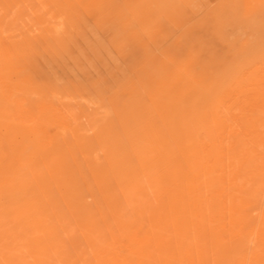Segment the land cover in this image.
Masks as SVG:
<instances>
[{
	"label": "rangeland",
	"instance_id": "rangeland-1",
	"mask_svg": "<svg viewBox=\"0 0 264 264\" xmlns=\"http://www.w3.org/2000/svg\"><path fill=\"white\" fill-rule=\"evenodd\" d=\"M254 5L0 0V264H264V142L219 84Z\"/></svg>",
	"mask_w": 264,
	"mask_h": 264
},
{
	"label": "bare ground",
	"instance_id": "bare-ground-1",
	"mask_svg": "<svg viewBox=\"0 0 264 264\" xmlns=\"http://www.w3.org/2000/svg\"><path fill=\"white\" fill-rule=\"evenodd\" d=\"M251 2L256 7V11H264V0H251ZM180 3V2H179ZM131 5V4H130ZM241 14V12H239ZM264 14V13H263ZM235 20V19H234ZM246 27L249 30L248 36L246 38L242 39L241 42V50H243L245 53L242 54L241 60L238 62V64L235 66V70H227L223 73V75L219 76L220 79V85L224 86L226 88L225 94L220 99L222 103H224V119L223 121L226 122L227 126L233 129L234 132H237L240 134L243 129L242 124V118L245 117L248 119V122L253 126L252 131L255 132V134L258 136L259 142H264V132H260L258 130L257 124H256V118L253 116V113H249L246 110V107L249 105V103L255 102L257 106L263 107L264 106V18L259 17L258 15H250L246 19ZM208 28V27H207ZM17 38V37H16ZM116 44V43H115ZM232 50V49H231ZM236 58V57H235ZM239 60V59H238ZM159 61V60H158ZM162 61V60H161ZM229 62V61H228ZM227 62V63H228ZM161 64V63H160ZM168 86V85H167ZM147 87V86H146ZM185 91V90H184ZM254 91L256 95L250 96L249 92ZM162 92V91H161ZM181 95V94H180ZM180 100V99H179ZM162 101V100H161ZM173 101V100H172ZM158 102V100H157ZM164 101H162L163 103ZM236 102H241L240 108L241 111L234 112L232 111L233 105ZM161 103V104H162ZM163 105V104H162ZM169 106V104H168ZM171 107V105H170ZM169 107V108H170ZM173 110V109H172ZM178 114V113H177ZM185 115V114H184ZM255 118V119H254ZM134 121V120H133ZM256 124V125H255ZM74 127V126H73ZM79 127V126H78ZM242 128V129H241ZM65 131V130H64ZM69 132V131H68ZM247 132V131H246ZM67 132L63 133L66 134ZM121 133V131H120ZM125 133V132H124ZM248 133V132H247ZM62 134V135H63ZM69 134V133H68ZM122 134V133H121ZM126 134V133H125ZM70 135V134H69ZM68 135V136H69ZM72 135H74L72 133ZM253 135V134H252ZM67 136V135H65ZM254 136V135H253ZM70 138V137H69ZM117 138V137H116ZM191 138V137H190ZM91 140V139H89ZM82 141V140H81ZM5 143V142H4ZM72 143V142H71ZM1 144V143H0ZM74 144V143H72ZM72 144H70L72 146ZM75 145V144H74ZM93 146V145H92ZM250 146V145H249ZM74 147V152L76 153L78 150L75 149V146H72L71 149ZM87 146L85 145V148ZM4 148V147H3ZM77 150V151H76ZM93 150V149H92ZM91 151V149H90ZM96 151V150H95ZM94 151V152H95ZM72 152V151H71ZM78 153V152H77ZM39 154V153H38ZM84 154H87L84 153ZM90 154V153H88ZM93 154V153H92ZM97 154V151H96ZM95 154V155H96ZM40 155V154H39ZM74 155V154H73ZM100 155V154H98ZM84 156V155H83ZM92 156V155H91ZM75 156H73L74 158ZM86 157H88L86 155ZM98 157V156H97ZM79 158V157H78ZM77 158V160H78ZM89 158V157H88ZM76 159V158H75ZM82 158L80 157V160ZM92 158H89L91 162ZM98 159V158H97ZM79 160V161H80ZM44 161V160H43ZM82 161V160H81ZM96 161V157H95ZM99 161V160H98ZM96 161V164L98 163ZM4 162H6L4 160ZM77 163V161H75ZM101 162V161H100ZM7 163V162H6ZM82 163V162H81ZM81 163H77V165L81 166ZM93 163V162H92ZM8 164V163H7ZM83 164V163H82ZM94 164V163H93ZM84 165V164H83ZM92 165V164H91ZM85 166V165H84ZM98 166V165H97ZM12 167V166H11ZM82 167V166H81ZM79 167L78 169H80ZM94 167V166H93ZM92 167V168H93ZM228 167V165H227ZM50 168V167H49ZM85 168V167H84ZM83 168V170H84ZM95 168V167H94ZM48 170V169H47ZM82 170V171H83ZM104 170V169H103ZM107 170V169H106ZM80 171V170H79ZM87 171V170H86ZM63 172V171H62ZM81 173V172H80ZM83 174V173H82ZM85 174V173H84ZM87 174V173H86ZM106 174V173H105ZM89 175V174H88ZM110 175V173H109ZM108 175V177H109ZM88 177V176H87ZM106 177V176H105ZM201 177V176H200ZM203 177V176H202ZM86 178V177H85ZM90 178V177H89ZM110 178V177H109ZM63 179V177H62ZM84 179V178H83ZM88 179V178H87ZM89 180V179H88ZM110 180H112L110 178ZM87 181V180H84ZM100 181V180H99ZM98 181V182H99ZM90 182V181H89ZM88 181L86 183H89ZM113 182V181H112ZM50 183V182H48ZM93 183V182H92ZM67 184V183H66ZM107 184V182H105ZM88 185V184H87ZM94 183L91 185H88L87 188L94 187ZM108 185V184H107ZM252 185V184H251ZM92 189V188H91ZM90 188L88 189V191ZM96 189L94 188V191ZM118 190V189H117ZM73 191V190H72ZM206 191V190H205ZM97 192V191H96ZM112 193L116 192L114 190L111 191ZM119 193V191H117ZM73 193V192H72ZM95 193V192H94ZM74 194V193H73ZM91 194V193H90ZM93 195V194H92ZM96 196V195H95ZM94 200V199H93ZM66 201V200H65ZM89 201V198H88ZM74 203V202H73ZM72 204V203H71ZM124 204V203H123ZM67 205V204H66ZM73 205V204H72ZM263 205V204H262ZM64 206V205H63ZM70 207V205H67ZM83 206V205H79ZM77 207V206H76ZM85 207V206H84ZM121 208V207H120ZM124 208V207H123ZM179 208V207H178ZM74 209H78L74 208ZM83 209V208H82ZM99 209V208H98ZM123 210V209H122ZM79 212V211H78ZM83 212V211H80ZM102 212V211H101ZM104 212V211H103ZM107 212V211H106ZM119 212V211H118ZM121 212V211H120ZM84 214V213H83ZM78 216V215H77ZM82 216V215H81ZM85 216V215H84ZM106 216V215H104ZM79 218V216H78ZM83 218V216H82ZM93 218V217H92ZM96 218V217H95ZM93 218V219H95ZM105 219V218H104ZM96 220V219H95ZM106 222H108L107 219H105ZM97 221V220H96ZM99 221V220H98ZM90 223V221L88 220ZM95 222V221H93ZM92 222V223H93ZM87 224V223H86ZM91 224V223H90ZM94 224V223H93ZM109 223H107L108 225ZM95 226V225H94ZM93 227V225H92ZM101 229V228H100ZM99 229V230H100ZM95 230V228H94ZM99 253V252H98ZM121 253V251H120ZM96 254V253H95ZM97 255V254H96ZM121 255V254H120ZM111 257V256H110ZM64 264V263H63Z\"/></svg>",
	"mask_w": 264,
	"mask_h": 264
}]
</instances>
